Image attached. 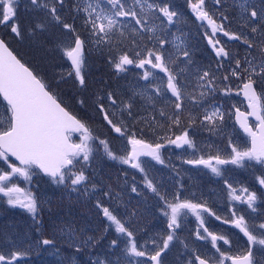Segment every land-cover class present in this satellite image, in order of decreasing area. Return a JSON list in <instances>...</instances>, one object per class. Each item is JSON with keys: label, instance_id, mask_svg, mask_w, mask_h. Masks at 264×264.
<instances>
[{"label": "snow or ice", "instance_id": "6c2138e0", "mask_svg": "<svg viewBox=\"0 0 264 264\" xmlns=\"http://www.w3.org/2000/svg\"><path fill=\"white\" fill-rule=\"evenodd\" d=\"M225 2L215 0V4L221 7ZM188 3L196 19L207 22L211 28V32L205 35L215 53V71L200 68L189 71L188 65L193 63L189 50L181 48L175 40L172 41L176 49L174 53L165 47L169 41L161 26L177 22L174 18L179 16L169 6V0H74L71 9H68V0H28V10L37 15L27 27L18 15L21 0H0V28L21 40L38 33L52 36V49L69 63L67 72L60 73L58 83L71 79L78 89L86 90V54L92 52L104 58L115 75L126 73L128 66H133L143 70L142 79L148 82L142 89L134 90L127 99H118V91L107 89L92 96L93 110L108 133L114 138L126 139L131 145L129 151L118 154L111 147L110 140L96 132L89 119L71 113L52 90L51 84L22 63L9 50L8 43L0 38V97L6 101L5 115L0 119V194L9 206L27 212L39 233V239L29 244L28 248L22 250L13 241V247L7 252L0 251V264H21L29 256L33 245L50 246L58 252L56 236L73 249L69 258L71 264H75L76 255L82 253L87 254L89 264H168L166 257L179 239L177 230L188 214L198 221L196 241L210 242L215 252L212 256L206 252L202 254L195 242L190 247L180 240L186 249L181 264H227L228 261L231 264H264V258L258 260L256 256L257 251L264 250V211L257 207L258 202L264 204V5L256 6L249 0H233L239 9L242 27L250 29V37L243 31L239 34L230 32L225 27L229 16L224 12H220L218 17L215 13L210 14L205 9V0H188ZM66 10L71 20L64 15ZM150 18L159 20V25L149 26ZM77 20L81 21L80 27H77ZM158 29L161 32L159 36L156 35ZM57 31L66 39L57 37ZM145 33L150 35L145 36ZM217 33L246 45L243 59L230 54L216 38ZM179 39L176 37V40ZM125 40H130L132 46L127 47ZM149 43L151 47H148ZM181 57L185 58L182 68L179 66ZM225 63L228 65L225 74L216 75ZM155 70L163 73V77L158 76ZM233 80L251 109L249 113L238 108L235 111L237 122L251 138V146L241 149L231 136H227L226 144H206L205 151L197 145L195 136L189 133L203 130L224 135L225 118H230L231 114L222 110L220 105H206V102L217 92L229 94ZM149 89H152L151 93ZM137 97L144 104L137 106ZM158 102H162L163 106L157 108ZM76 103L87 111V99L78 98ZM147 105L152 106L150 117L140 115ZM156 113L167 122L168 132L157 142L147 143L138 138L130 127L146 123L150 128H163L164 124L157 119ZM249 116L259 122L255 131L248 122ZM182 124L186 126L176 134L173 129H181ZM74 135L76 139H73ZM169 145L183 150V164L194 168L203 166L223 179L230 204L227 217L219 215L202 197L197 198L195 194L185 196L182 182L177 181L178 187L169 192L150 175L146 165L151 162L140 158L151 157L157 164L170 166L162 153V149ZM184 156L189 158L184 159ZM105 157L143 174V191L135 177L128 184L127 173L124 187L130 188L137 196L147 199L150 195L157 201L156 209L164 218L163 229L148 232L135 212L126 209L121 212L123 189L117 191L111 183L98 180L95 165ZM224 166H233V170H252L259 190L244 185L235 187L234 184L240 182L225 176L230 169ZM36 170L64 190L70 209L73 204H90L94 214L102 221V229L98 228L96 235H88L83 228L77 229L71 219L57 216L51 224L52 238L45 237L43 205L49 204L51 213V201L40 200L31 189L18 186L16 180L19 177L30 183L37 174ZM234 202L246 204L254 215L247 210L242 212ZM208 217H215L217 221L239 229L246 238L244 254H229L232 244L230 234H218L205 227ZM109 232H114L115 236L108 242L107 248L110 252L118 250L115 257L93 255V250ZM219 241L228 245L229 249L222 250Z\"/></svg>", "mask_w": 264, "mask_h": 264}, {"label": "trees", "instance_id": "16d2710c", "mask_svg": "<svg viewBox=\"0 0 264 264\" xmlns=\"http://www.w3.org/2000/svg\"><path fill=\"white\" fill-rule=\"evenodd\" d=\"M23 1L20 5L18 15L21 23L24 27H27L33 22L34 17L37 14L28 10V7H30L28 5V0ZM73 5L74 0H68V9H71ZM169 6L176 10L179 16L174 18L177 22L171 25H167L165 23V25L161 26L166 33L167 40L169 41L165 47L170 52L174 53L176 49L172 41L175 40L176 44H179L181 48L189 50L193 60V63L188 65L189 71H195L196 68L215 71V53L212 46L208 44V38L205 35L208 28L205 23L196 19L195 13L192 11L188 0H169ZM235 7L236 6L234 4L229 3L227 0L222 7L216 5L215 0H205V9L209 11L210 14L215 13L218 17L220 12H224L229 16V21L225 22V27L228 30L231 26H235L237 23L238 13L236 12ZM64 15L71 20L69 11L66 10ZM159 23V20L150 18L149 26L159 25ZM80 24L81 21L77 20V27H80ZM0 34L24 63L29 65L35 73L51 84L52 90L65 102L67 109H70L78 117L89 119L96 132L101 136H106L111 142V147L118 154L126 153L125 140L122 138H114L112 134L108 133V130L101 124L99 116L94 112L91 99L94 93L104 89L118 91V93H120L118 99H127V97L130 96L134 90L142 89L148 83L142 79L143 70L137 69L133 66H128L129 71L115 75L106 60L98 53L92 52L91 54H86V79L88 80V88L86 90H81L78 89L76 84L71 79L58 83L60 73L64 72V70V73L67 72L69 69V63L61 57L59 52L52 49L53 39L49 33H38L34 37L25 36L23 40L14 37L10 31L5 30L4 28H0ZM147 35L150 34L145 33V36ZM156 35H161L159 29ZM56 36L61 39H66V37L61 36L58 31L56 32ZM176 37H179L180 39L176 40ZM216 38L220 39L221 44L225 46L226 50H228L230 54H234L237 58L243 59L246 54V45L240 41H236V43L229 42L222 33H219V36L217 35ZM137 41L139 42V37H137ZM125 45L127 47H131V41L125 40ZM151 46V43H149L148 47ZM184 59L185 58L181 57L179 64L181 68L184 67ZM227 67L228 65L225 63L224 67L216 72V75H224ZM231 87L232 91L229 94L225 95L223 92H217L215 96L209 97V100L206 102V105L208 103L220 105L222 106V110L231 114L230 118H225L226 124H231L233 122L232 118L234 117L233 111L235 106L234 101L236 100V94L238 93L237 82L235 80L231 82ZM148 91L151 93L152 89H149ZM81 97L87 99L89 102L87 111L76 103V100ZM141 104H144V101L137 97V106ZM161 106H163L162 102H158L157 108ZM166 110L170 111V109L167 108ZM152 114L153 110L151 105H147L144 111L140 113L142 116L149 117ZM156 116L157 119L164 124L163 128L155 126L150 128L146 123H140L136 124L134 127H130V130L135 132L138 138L144 139L147 143L157 142L160 136L168 132V127L167 122L163 121L162 118L159 117L158 113H156ZM185 126L186 125L182 124L181 129H173V131H175L176 134H179ZM204 133L205 131L203 130H192L189 134L190 136L194 135L195 139H197L200 134ZM214 139L216 140V137H214ZM222 141H224V139H222ZM167 147L168 146L163 149L165 151L164 156L166 161H170L168 156H172V154L167 153ZM182 166H184L183 163ZM95 167L98 171V180H102L105 184L111 183L117 191L121 186L123 189L122 197H124L123 194H128L126 196L130 198L127 199L129 201L131 200L130 203L134 207L142 226L148 228L149 232H154L156 226H159L158 230L165 227L163 225H154L151 222L149 223V218L152 216L150 210L147 208L149 197L145 199L144 196H137L135 193L130 191V188H126L122 185L125 181V173H127L128 181L129 179H133L135 174L138 173L136 169H131L128 165H121L117 161L108 160L106 157L98 161ZM184 167L186 168V166ZM161 169H163L162 166ZM184 174H186V172ZM141 177L142 175H140L139 178H135L136 181H140ZM35 179L36 180L29 184V189H31V191L37 195L40 200L51 201V213L48 210L49 204L45 203L43 205L42 216L45 237L52 238L51 224L57 216L62 217L65 220L71 219L75 223L77 229L83 228L88 235H96V230L98 228L102 229V221L94 214V210L91 209L90 204H73L70 209V202L68 201L63 189L52 184L50 178H45L38 172ZM22 182L23 181H19L17 183ZM142 185L140 186L143 187ZM145 195H147L146 192ZM5 199L6 198L3 196H0V251L7 252L13 247V241L15 242V246L22 250L28 248L26 247V244L39 239V233L35 230L36 226L33 225L32 218L27 212L20 211L17 207L16 209L7 207L6 204L3 203ZM74 199L75 196L73 195V200ZM130 203L128 201L125 202L126 205H130ZM154 214L155 217H159L158 210H154ZM114 236V232H109L98 247L93 250V255H100L101 257L109 256L114 258L118 250L110 252L107 248L108 242L114 238ZM178 237L181 238L180 236ZM55 239L57 247L59 248L58 252L50 246L47 247L46 250H42V247L34 246L32 250L29 249V256L26 257L21 264H44V258L46 260L45 264H71L69 258L73 254V249L69 248L66 242L59 236H56ZM235 248L236 247L233 246L231 249V255L241 252ZM182 253H185L183 247L178 243L175 244L166 257L168 264H181ZM61 254L64 257L63 260ZM42 255L43 257L38 258ZM75 264H89L87 254L82 253L76 255Z\"/></svg>", "mask_w": 264, "mask_h": 264}, {"label": "flooded vegetation", "instance_id": "af4514ba", "mask_svg": "<svg viewBox=\"0 0 264 264\" xmlns=\"http://www.w3.org/2000/svg\"><path fill=\"white\" fill-rule=\"evenodd\" d=\"M227 1L231 4H233V0H227ZM249 3L255 4L256 6H260V5H264V0H249ZM235 10L238 13L237 23L235 26H231L229 28V31L231 30V32H235L237 34H239L241 31H243L245 33H248L249 36L251 37L250 29L242 27L243 21L240 18L238 7H235ZM0 36H1V34H0ZM218 36H219V34H218ZM225 38H227V37H225ZM227 40L229 42L236 43V41L229 40L228 38H227ZM237 90H238V87H237ZM235 99L236 100L234 101L235 102L234 107L241 108L244 112L249 113L248 101L246 100V98H243L242 93L238 92L236 94ZM5 104H6V101H3V98L0 97L1 109L5 110V108H4ZM232 121L233 122L231 124L227 123L229 125H227L226 121H225L224 135H220V136H222V139H224V141H222V139H221V145H224L227 143V140H226L227 136H231L234 143L238 147H240L241 149H246V148L250 147L251 138L248 136L247 133H245L240 128V126L238 124H236L235 114H234V117L232 118ZM248 122H249L250 126H252L254 130H256L259 122L256 121L254 118H249ZM217 136L218 135L212 134V136L210 135V138L208 137L207 139L208 140L211 139V142H213L215 140L214 137H217ZM168 157L173 159L174 154H173V157L172 156H168ZM143 158H148V157H143ZM175 160L177 162H179V164L182 166L181 160L180 161H178L177 159H175ZM181 166H180V169L183 171ZM224 167H227L228 169H230V171L225 172V176L231 177L232 179L238 180L240 182V183L234 184L235 187L240 188L241 185H244V186H248L250 189L259 190V186L255 183L254 174H253L252 170H250V169L249 170H244V169H234L233 170V166H224ZM202 169H204V168L198 167L196 170H189V173L186 172V174L195 173L196 176L194 177V179L197 181H195V180H193V181L195 183H198V187L195 190L192 188V183H190L189 180H186L185 176H184V180H186V182H184L180 175H176V180H175V184L173 185V190L175 187H178L177 181H180L184 185V195L185 196H190L192 194H195V196L197 198L202 197L204 200H207L210 207L217 210L219 215H221L222 217H227L230 214V204H229V198L227 196V191H226L225 186L223 184V179L220 177L214 176L210 172L209 169L205 168L206 170L204 172L200 171ZM36 171L38 173H40L39 170H36ZM40 174L42 175V173H40ZM256 174H258V172ZM42 176L45 178H49V177L44 176V175H42ZM16 179H19V178H16ZM19 181H20V179H19ZM23 183L24 182H22L20 184H23ZM163 189H165L164 186H163ZM166 189L168 190V188H166ZM146 194H147V192H146ZM148 197L149 198H148L147 208L150 210L151 215H152L149 218V223L151 222L154 225L158 224V225L165 226L164 218L161 217L160 215H159V217H155V214H154V210H157L156 209L157 201L154 198H152L150 195H148ZM122 201L123 202L120 206L121 212L125 211V209H126L129 212H135L136 213L134 207L130 203L131 200L129 201L127 198L122 197ZM126 201H128L130 203V205H126L125 204ZM3 203H5L7 207H11L6 203V200H4ZM234 203H236L239 208L242 205V204H238L239 202H234ZM257 207L261 211H264V204H260L258 202ZM11 208H13V207H11ZM245 210H247V213L252 214L251 210L247 209L246 204H245ZM241 211H242V209H241ZM136 215H137V213H136ZM252 215H254V214H252ZM183 219H184V223L182 224V227L177 230V235L180 236L181 238H185V237L188 238V236L191 235V232L193 230H196L198 221L196 220L195 216H193L191 214H188L187 217L183 218ZM204 226L209 227L210 230H213L218 234L219 233L230 234L229 238L232 241L231 249L233 248V246H235L236 250L241 251L240 253L235 254V255H242L246 251V247H247L246 238L239 231V229L234 228L231 224H224V223H222V221H217L215 219V217H208L207 222L205 223ZM154 231H157V230H154ZM158 231H160V230H158ZM201 231H202V229H201ZM218 244L220 247H222V250L227 251L229 249V246L224 245L222 241H219ZM41 247H42V250H46V248L49 246H41ZM257 247L260 248L261 246H257ZM205 252L206 251H202V253H205ZM214 252H215V250L212 249V252L210 253L211 256L214 254ZM207 254H209V252ZM256 256H257L258 260L260 258H264V250L257 251ZM41 257H43V255L39 256L38 258H41ZM227 264H231V261H228Z\"/></svg>", "mask_w": 264, "mask_h": 264}, {"label": "rangeland", "instance_id": "374dc122", "mask_svg": "<svg viewBox=\"0 0 264 264\" xmlns=\"http://www.w3.org/2000/svg\"><path fill=\"white\" fill-rule=\"evenodd\" d=\"M22 1L23 0H21V4H22ZM27 1V0H26ZM23 3H24V1H23ZM20 4V5H21ZM26 4V3H25ZM24 4V5H25ZM23 5V6H24ZM202 23H205V25L207 26V32L208 33H210L211 32V28L207 25V22H205V21H201ZM219 33H217V35H218ZM156 72H157V74H158V76H161V77H163V73H159V71L158 70H155ZM64 72H65V70H64ZM0 119H2L3 117H4V115H5V110L4 109H1V107H0ZM210 135L212 136V133H210V132H208V131H205V133L204 134H200L199 136H198V138L197 139H195L196 140V142H197V145L201 148V149H204L205 151H207V149L205 148V145L206 144H216V145H221V139H222V136H220V135H218L217 137H216V140H214L213 142H211V139H207L208 137L210 138ZM201 136V137H200ZM73 139H76V138H74L73 137ZM122 139H124V138H122ZM213 139V138H212ZM125 140V143H126V152L127 151H129L130 149H131V145H128L127 144V140L126 139H124ZM199 140V141H198ZM189 151H191V150H189ZM183 152V150L182 149H176L174 146H171V148H170V145L167 147V153L168 154H172V156H173V154H174V158L172 159V158H170V161H166V164H170V166H164V165H160V164H157L155 161H152L151 160V157H148V158H143V157H141L140 159L141 160H143V161H150L151 163L150 164H148V165H146V167L148 168V170H149V172H150V175L152 176V177H154L155 178V181L156 182H158V183H160L161 185H163L164 187H165V189L166 188H168V191L169 192H171L172 190H173V185L175 184V180H176V175H177V172H179V175L181 176V178L183 179V181L184 182H186V180H189L190 181V183H192V188L195 190L197 187H198V183H195L193 180H195L194 179V177L196 176L195 175V173H193V174H183V173H185V172H187V173H189V170H196L198 167H203V166H198V167H193V166H191V165H186V164H183L184 166H186V168L184 167V166H181L180 164H179V162H177L175 159H177L178 161H180V160H182V157H181V153ZM162 153H163V156L165 155V151L162 149ZM165 157V156H164ZM184 159H186V158H189L188 156H184L183 157ZM161 166L163 167V169H161ZM172 166H174V168L172 167ZM180 166L182 167V169H183V171L180 169ZM184 167V168H183ZM188 167V168H187ZM175 169V170H174ZM206 169L204 168V169H202V170H200V171H202V172H204ZM138 171V170H137ZM140 175H142L143 176V174L142 173H140L139 171H138V173L137 174H135V178H139L140 177ZM184 176L186 177V180H184ZM19 178V177H18ZM36 178V175H34L33 177H32V180H31V182L29 183V182H26V181H24L23 180V178H19L20 179V181H23L24 183L23 184H20V183H18V186H20V187H22V188H25V189H29V184H31L32 183V181H34V180H36L35 179ZM19 179H16L17 180V182H19ZM132 181H133V179H129L128 180V184H131L132 183ZM135 181H136V179H135ZM195 181H197V180H195ZM136 183L140 186V185H142L143 184V179H142V177L140 178V181H136ZM189 184V183H188ZM122 185H124V183L122 184ZM143 186V185H142ZM169 186V187H168ZM144 187V186H143ZM143 187H141L140 186V189L143 191L144 190V188ZM121 189H122V187L120 186L119 188H118V191H121ZM122 193H123V191H122ZM124 195V198H130V197H128V196H126V195H128V194H123ZM0 196H2V194H0ZM6 200V199H5ZM238 204H241V203H238ZM241 209H242V212L243 211H245V204H242L241 205V207H240ZM13 209H16V207H13ZM17 209L18 210H20V211H23V212H26L25 210H23V209H21V208H19V207H17ZM140 221V220H139ZM158 229H159V226H156L155 227V230H157V231H154V232H158ZM147 230H148V228H147ZM149 232V231H148ZM154 232H152V233H154ZM147 234V233H146ZM180 240H183L185 243H188L189 244V246L190 247H192L193 246V242H195V245L196 246H198L200 249H201V253H202V251H206L207 253L209 252V256H211V252H212V248H211V244H210V242H205V241H196V239H195V230H193L192 232H191V235L190 236H188V238H179L178 240H176L175 242H174V244H173V246H175V244H179L180 246H182L183 247V249H184V252L186 251V249L184 248V246H183V244H181L180 243ZM29 244H31V242H29L28 244H26V247H28V245ZM226 246H228V245H226ZM34 248V245H33V247L30 249V250H32ZM222 248V247H221ZM203 254V253H202ZM61 257H62V260L64 259V257L62 256V254H61ZM184 259V254L182 253V260ZM182 260H181V262H182ZM45 258H44V264H45Z\"/></svg>", "mask_w": 264, "mask_h": 264}, {"label": "water", "instance_id": "95a60500", "mask_svg": "<svg viewBox=\"0 0 264 264\" xmlns=\"http://www.w3.org/2000/svg\"><path fill=\"white\" fill-rule=\"evenodd\" d=\"M0 38H1V36H0ZM9 50L10 51H12L13 52V54L14 55H16L17 56V58L18 59H20L19 57H18V55L17 54H15V52L12 50V48L10 47V45H9ZM21 62L22 63H24L22 60H21ZM26 65V64H25ZM26 66H28V65H26ZM29 67V66H28ZM31 69V68H30ZM32 70V69H31ZM242 96H243V94H242ZM243 98H245L244 96H243ZM236 109H237V107L235 108V111H236ZM239 109V108H238ZM69 111H70V109H68ZM241 112H244L242 109H239ZM71 112V111H70ZM249 112H251V109H249ZM72 113V112H71ZM235 113V112H234ZM244 113H247V112H244ZM249 118H254L255 119V117H253V116H249L248 117V120H249ZM235 119H236V116H235ZM256 120V119H255ZM236 123L237 124H239L238 122H237V120H236ZM239 126H240V124H239ZM241 128V127H240ZM242 129V128H241ZM243 130V129H242ZM254 130V129H253ZM244 131V130H243ZM255 131V130H254ZM245 132V131H244ZM246 133V132H245ZM251 145V144H250ZM13 160L15 159V158H12ZM43 174V173H42ZM44 175V174H43ZM44 176H46V175H44Z\"/></svg>", "mask_w": 264, "mask_h": 264}]
</instances>
